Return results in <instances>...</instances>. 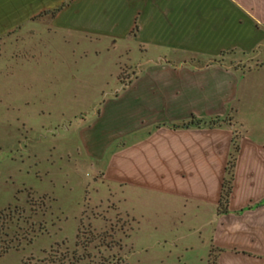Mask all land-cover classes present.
Returning <instances> with one entry per match:
<instances>
[{
    "label": "crops",
    "instance_id": "1",
    "mask_svg": "<svg viewBox=\"0 0 264 264\" xmlns=\"http://www.w3.org/2000/svg\"><path fill=\"white\" fill-rule=\"evenodd\" d=\"M36 21L116 52L73 169L115 187L133 232L145 225L166 242L187 228L207 244L201 264L211 247L215 264H264V113L253 122L240 114L243 81L264 72V0H0L1 76L12 77V58L41 54L26 45ZM120 60L131 66L122 80ZM112 139L122 142L103 149Z\"/></svg>",
    "mask_w": 264,
    "mask_h": 264
},
{
    "label": "rangeland",
    "instance_id": "2",
    "mask_svg": "<svg viewBox=\"0 0 264 264\" xmlns=\"http://www.w3.org/2000/svg\"><path fill=\"white\" fill-rule=\"evenodd\" d=\"M46 24L33 23L26 39L41 54L12 58V77L0 74V92L9 91L0 101V245L9 246L0 264H183L182 257L201 264L207 244L199 233L183 228L176 240L167 232L161 242L159 230L133 232L136 222L118 207L115 187L97 171L73 169L85 154L86 128L98 122L100 107L91 104L113 81L117 57L101 41L77 42L78 32ZM130 70V62L119 61L121 80ZM242 86L240 114L253 122L264 113V72L250 73ZM115 142L122 140L101 144L108 151ZM210 254L215 264L214 247Z\"/></svg>",
    "mask_w": 264,
    "mask_h": 264
},
{
    "label": "trees",
    "instance_id": "3",
    "mask_svg": "<svg viewBox=\"0 0 264 264\" xmlns=\"http://www.w3.org/2000/svg\"><path fill=\"white\" fill-rule=\"evenodd\" d=\"M237 149V144L234 143L233 141V150L235 151ZM222 196L227 194L228 192V186H229V182H228V179H225L223 180V183H222ZM9 246H7V244H3V245H0V255L4 252H6V250L8 249ZM210 264V263H209Z\"/></svg>",
    "mask_w": 264,
    "mask_h": 264
}]
</instances>
